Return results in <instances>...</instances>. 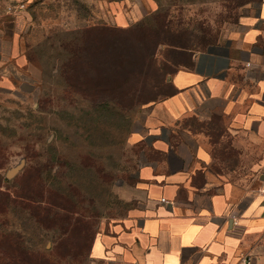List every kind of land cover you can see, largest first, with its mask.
<instances>
[{"label":"rangeland","instance_id":"1","mask_svg":"<svg viewBox=\"0 0 264 264\" xmlns=\"http://www.w3.org/2000/svg\"><path fill=\"white\" fill-rule=\"evenodd\" d=\"M47 1L34 9L26 36L32 61L21 84L0 90V190L16 196L19 206L7 213L0 201V234L16 226L26 245H39L59 264H106L101 235L143 206L141 149L129 136L148 104L170 92L169 67L142 72L131 59L104 57L99 64L90 53L88 71L75 61L74 71L64 72L68 30L112 24L117 2L129 11L138 5L144 16L155 10L147 12V0ZM261 2L152 1L197 47L228 39ZM22 161L23 169L8 178Z\"/></svg>","mask_w":264,"mask_h":264},{"label":"crops","instance_id":"2","mask_svg":"<svg viewBox=\"0 0 264 264\" xmlns=\"http://www.w3.org/2000/svg\"><path fill=\"white\" fill-rule=\"evenodd\" d=\"M38 1L0 0V90L18 87L30 65ZM135 6L113 4L112 25L143 19ZM238 27L205 50L165 56L171 92L129 136L145 199L101 235L106 264H264V0Z\"/></svg>","mask_w":264,"mask_h":264},{"label":"trees","instance_id":"3","mask_svg":"<svg viewBox=\"0 0 264 264\" xmlns=\"http://www.w3.org/2000/svg\"><path fill=\"white\" fill-rule=\"evenodd\" d=\"M44 4L49 3L47 0H41L30 6L34 21L36 18L34 9ZM159 9L125 28L110 23H102L68 30L66 42L63 44L66 53L64 60L61 58L64 62V72L74 71L73 63L75 61L83 64V71H88L93 55L97 57L99 64H102L101 59L104 57H116L118 60L131 59L135 64L140 65L142 72H147L156 68L157 65L160 67L161 64H164L169 67V72L166 75L168 76L174 70L173 66L165 60V56L169 52L205 50L217 44L207 43L200 47L191 46L185 39L187 30L182 29L179 25L175 26L169 14L163 13L161 8ZM136 31L140 34L133 38L132 33ZM191 35L193 36L192 33ZM153 41H155L154 44L148 43ZM30 60L32 61L31 58ZM164 83L169 86L167 77L164 78ZM0 201L4 203L7 213L17 212L19 207L17 198L10 191L0 190ZM16 228V226L10 227L9 231L6 229L0 234V264H59L55 258L57 256L43 253L39 245H26L24 236L18 233Z\"/></svg>","mask_w":264,"mask_h":264},{"label":"built area","instance_id":"4","mask_svg":"<svg viewBox=\"0 0 264 264\" xmlns=\"http://www.w3.org/2000/svg\"><path fill=\"white\" fill-rule=\"evenodd\" d=\"M21 7L23 8V7H25V5L22 4ZM259 193L264 197V185L259 190ZM239 264H253V260L250 256H244L241 258V261Z\"/></svg>","mask_w":264,"mask_h":264},{"label":"water","instance_id":"5","mask_svg":"<svg viewBox=\"0 0 264 264\" xmlns=\"http://www.w3.org/2000/svg\"><path fill=\"white\" fill-rule=\"evenodd\" d=\"M25 161H22L18 166L14 167L8 172V178H13L15 177L24 167Z\"/></svg>","mask_w":264,"mask_h":264}]
</instances>
